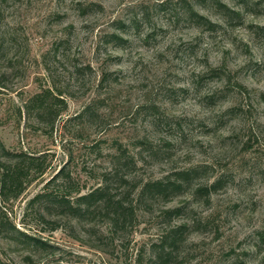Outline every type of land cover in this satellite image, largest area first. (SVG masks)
Segmentation results:
<instances>
[{
	"label": "rangeland",
	"instance_id": "374dc122",
	"mask_svg": "<svg viewBox=\"0 0 264 264\" xmlns=\"http://www.w3.org/2000/svg\"><path fill=\"white\" fill-rule=\"evenodd\" d=\"M220 1L241 17L221 10ZM2 5V32L16 46L0 56V139L12 153L47 154L49 165L4 206L18 229L53 249L0 232V264H136L140 253L155 256L153 245L180 225L187 228L177 257L185 264H264V0ZM190 6L216 27L190 21ZM111 35L127 43L119 48ZM53 86L67 109L51 129L27 115L25 103ZM91 105L99 115L83 114ZM121 151L131 189L177 172L198 175L170 200L133 193L136 220L120 230L100 217L81 223L55 214L47 216L58 226L51 232L54 224L40 215L47 207H29L62 169L71 190L103 185ZM219 179L223 188L197 196L198 187ZM178 209V216L166 213Z\"/></svg>",
	"mask_w": 264,
	"mask_h": 264
},
{
	"label": "trees",
	"instance_id": "16d2710c",
	"mask_svg": "<svg viewBox=\"0 0 264 264\" xmlns=\"http://www.w3.org/2000/svg\"><path fill=\"white\" fill-rule=\"evenodd\" d=\"M4 1L7 0H0V56H7V53L16 46V37L12 35L9 39L8 33L2 32L5 21V12L2 5ZM218 7L221 10H227V12L237 17H241L239 11L231 10L230 7L221 1ZM187 14L190 21L195 22L198 27H207L210 30L216 27V24L212 23L206 16L201 15L191 6ZM110 39V42L116 44L115 46L119 48H123L124 44L127 43L126 40L117 35H111ZM83 70L85 68L78 69V71ZM212 72L218 78L224 76L221 68L213 69ZM2 84L0 80V86H3ZM230 84L231 80H229ZM236 86L244 88L242 84H236ZM63 94L56 86H53L32 95L25 103L27 115L36 117L40 123H46L51 129H54L57 120L67 109V102ZM261 99L264 102V93ZM91 110L92 105L88 106L83 114H88L91 117L98 114L91 112ZM124 153L121 151L119 155L115 156L114 169L109 174L103 175V185L98 188L88 193H81L79 189L71 190L67 187L72 179L71 174L62 169L45 185L43 191L32 199L29 207L35 208L38 205H45L47 207V209L40 210V215L48 225L54 224L50 229L51 232L58 230V226L56 225V221L49 220L47 216L53 217L55 214L77 220L81 223H88L100 217L102 220L109 222L115 230H120L126 228L136 220L135 208L132 201H130L133 193L135 194L138 191L139 195L143 198L145 196H161L166 200H170L175 195L189 189L198 175V171L196 170L177 172L173 175L175 178L170 176L161 180L149 181L142 187L135 185L131 189V181L128 175L123 173L130 165ZM3 158L5 161L0 163V232L13 236L18 235L32 246H36L41 250H51L52 252L53 247L43 241V239L30 236L18 229L11 221L4 206L10 201L18 199L32 182L45 175L49 166L47 154L36 156L26 153H12L6 149L0 139V160ZM113 184H117L119 188L128 187L131 190L126 193L114 194ZM221 188H223V179L215 181L210 186L198 187L196 194L197 196L204 197L209 195L212 190L217 191ZM166 213L178 216L181 214V211L179 209L168 210ZM186 228L187 225L172 227L162 237L160 243L153 245L155 249L157 248L154 251L155 256L148 260L145 257V253H140L136 258V264H185L178 259L177 253L179 252L180 244L184 241L183 234Z\"/></svg>",
	"mask_w": 264,
	"mask_h": 264
}]
</instances>
